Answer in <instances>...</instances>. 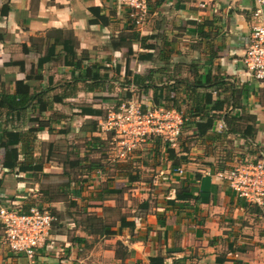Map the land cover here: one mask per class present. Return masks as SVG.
I'll use <instances>...</instances> for the list:
<instances>
[{
	"label": "crops",
	"instance_id": "1",
	"mask_svg": "<svg viewBox=\"0 0 264 264\" xmlns=\"http://www.w3.org/2000/svg\"><path fill=\"white\" fill-rule=\"evenodd\" d=\"M148 7L146 22L135 27L120 0H0V93L13 94L17 82H23L30 94L42 93L48 105L42 114L38 103L37 110L1 125L23 134L37 120L48 126L36 133L33 143V156L44 160L40 175L10 173L1 165L0 148V206L27 211L24 207L37 202L63 216L33 259L11 252L0 226V264H264V204L246 203L225 179L234 165L264 154V82L255 80L243 63L253 26L264 25V4L257 16L254 0H148ZM64 43L75 54L69 65L64 63ZM78 66L82 76L91 68L107 77L99 86L75 80ZM135 76L144 79L137 88L122 87ZM217 78L233 84L232 95L243 109L230 111L224 105L222 111H213V102L229 101L228 93L217 95L213 88H197L201 96L195 100V83L202 87ZM123 99L147 106L177 103L184 123L176 145H170L174 152L163 149L164 161L151 167L156 176L142 173L141 181L118 202L115 194L104 201L107 207L120 205L131 225L121 227L115 217L114 234L92 235L74 223V214L84 199L88 212L101 214L100 200L92 197L126 187L119 174L107 176L112 183L94 173L81 176L70 186L71 205L45 203L41 196L48 186H57V191L67 182L64 171L76 163L64 162L66 152H77L79 158L89 152L90 160L98 156L90 152L89 140L105 136L90 131L92 122L100 124L108 107ZM88 109L100 110L102 116ZM227 109L232 117L242 118L230 131L223 128ZM5 114L0 107V124ZM208 118L213 126L203 132L196 124ZM50 144L54 154L47 161ZM175 156L184 160L172 171ZM137 184L141 187L135 188ZM80 185V196L74 195L73 188ZM177 189L192 198L171 201ZM128 191L131 197L132 191L142 196L134 197L130 213L125 209Z\"/></svg>",
	"mask_w": 264,
	"mask_h": 264
},
{
	"label": "trees",
	"instance_id": "2",
	"mask_svg": "<svg viewBox=\"0 0 264 264\" xmlns=\"http://www.w3.org/2000/svg\"><path fill=\"white\" fill-rule=\"evenodd\" d=\"M6 9V8H5ZM4 9V10H5ZM4 13V11H3ZM129 15V14H128ZM31 42L33 39L30 40ZM63 48L65 50V53L68 55H64V63L65 64H70L72 58L75 57V54L72 50V48H69L67 44H63ZM67 46V47H66ZM26 48V46H23ZM26 51V49H25ZM70 55V56H69ZM44 58V57H43ZM42 61V60H41ZM82 63V62H81ZM80 63V64H81ZM40 64V60H39ZM79 67V66H78ZM79 69V75L78 78L75 80H80V81H89L91 82L92 85L99 86L100 82H104V79L107 77L106 74L100 75L97 69H94L91 71V68H88L85 72V75L82 76L80 67ZM82 70V69H81ZM146 79V78H145ZM142 78H139L138 76L133 77V80L126 81L122 83V87L126 88L132 85V87L137 88L138 85L141 84ZM133 83V84H130ZM23 82H17L16 85V90L14 91L13 94H8V93H0V107L6 109V114H5V119L2 121L0 124V148L3 149L4 152V158L1 161V165L3 168L8 169L13 173L16 172H32L34 174L40 175V172H42V167L44 160L43 158H36L33 156V143L36 140V133L40 131V129H43L44 127H47L48 125L44 123L43 121L37 120V126L32 127L31 131L28 132V134H23L22 132H17L13 130H8V129H2L1 125L7 124L8 121H12V118H18L20 114H23L24 112L28 110H37L36 106H38V103H41L39 106V111L38 113L42 114L44 111H46L48 105L44 104L42 102V93H32L30 94L28 90H25L23 87ZM145 89L147 86H143ZM194 91L193 94H195L196 99L199 100L201 96V92H198L199 88H213L215 89L217 95H220L221 93H228L229 95V101L223 99L221 101H215L213 102L212 110L213 111H222L224 105H227L230 107V111L233 109H243L235 100V97L232 95L233 94V84H227V82L222 78H217L212 81L209 85L206 86H200L199 84L195 83L194 86ZM198 88V90H196ZM130 99H123L122 101H128ZM121 100L117 102L114 107H117L121 102ZM158 106H163L165 109H173L176 110L177 112H180L184 118L183 111L180 108V105L177 103H172L171 105H158ZM199 105V104H198ZM88 111L92 114L96 115H101L100 110H92L88 109L85 110ZM230 111H227L223 115V119L225 121V126L223 125V128L227 131L231 130V126L234 125V122H239L241 123L242 118H234L232 117ZM106 115L103 116L101 121L105 120ZM213 120L212 118L206 119L204 122H197V127H204L203 132H205L207 129H211L213 126ZM49 131H52L51 128H49ZM91 132H99L100 131V124L97 121L92 122V129L90 130ZM66 131L64 130L63 133ZM31 134V135H29ZM200 135V132L199 134ZM113 135L111 133L105 135V139L100 138L99 136H91L89 140V150L90 152L98 154V156L94 159H89L88 154L89 152H86V154L83 156V158H79L77 152H66L64 155V162L68 164H72L73 162L76 163L75 166H71L69 169L70 171H64V176L67 177V182L59 186L58 190L56 191L57 186H48L47 190L42 192V202L45 203H51V202H63L65 205H71L74 202H71L69 200V195L71 194L70 192V186L72 184H76L79 180H81V176H88L91 173L100 175V176H115V174H119V177L124 179L126 181V187H122L121 189H114L113 187L108 190L106 194L102 193L101 195L99 194V197H92L93 199H97L98 201L100 200L101 203V214H98L96 212H88L86 210L87 207V200L84 199V204L81 206L79 210L75 212V217L73 219L74 223L78 226V223L81 227H84L86 231L92 235H109V234H114L112 232L114 226H115V221L113 218L119 217L120 218V226H126V225H131L130 222H126L125 214H121L120 212V205L119 207H107L104 206L103 203L107 199H109L111 196L115 194L116 195V200L117 202L119 201L118 199L122 195L123 192H125L127 189L131 187L132 184L134 183H139L141 181L140 175L141 172L140 170L133 165L134 159L132 160V156L129 155L125 159L120 160L118 158H115L114 155V144L112 142V137ZM240 136L246 138V139H251L252 135L246 136L244 133L240 134ZM149 141V148H146L144 151L145 153L151 157V162L156 161V157L160 155L163 151V149L167 152L169 151L170 153L174 152L173 149L170 148V143L167 141H164L162 137L160 136H152L148 138ZM143 149V148H142ZM140 150L139 148H135L133 151V156L135 154H138L136 156H140L144 153L142 152L143 150ZM53 150V144H50L49 148V153H48V160H51L50 154H54ZM137 152V153H136ZM19 155H23V158L19 160ZM71 155H73V159H71ZM177 159V163L172 165L171 170L175 171L179 168L180 162L184 160L183 157L181 156H175ZM173 159V158H171ZM136 161V160H135ZM82 163V164H81ZM156 165V162H154ZM148 166L147 162H142L140 166ZM139 166V167H140ZM153 166V165H152ZM80 176V177H78ZM113 181L110 180V178H107V182ZM84 184V183H83ZM2 185V180L0 179V188ZM103 186L107 187V184L103 182ZM84 186L80 185L77 187V189L73 188V194L74 195H79L81 193V190ZM99 193V192H98ZM186 193V195H185ZM90 197V196H89ZM122 197V196H121ZM192 198L191 195L187 194L186 190L184 189H177L175 190V198H173L171 201L175 200H187ZM122 199V198H121ZM91 200V198H90ZM37 206L41 208L40 205L36 204V202L32 203L31 205L29 204L28 206L24 207L25 210H29L30 207ZM142 208H147L148 204L143 203ZM27 211L21 210L20 212L26 213ZM51 214L54 216L55 221L52 223L51 229L52 228H57L61 224V220L63 219V216L59 215L56 213V211L50 210ZM69 217L72 215L69 213ZM73 217V216H72ZM133 225L130 227L132 228ZM119 228V227H118ZM50 229V230H51Z\"/></svg>",
	"mask_w": 264,
	"mask_h": 264
},
{
	"label": "built area",
	"instance_id": "3",
	"mask_svg": "<svg viewBox=\"0 0 264 264\" xmlns=\"http://www.w3.org/2000/svg\"><path fill=\"white\" fill-rule=\"evenodd\" d=\"M254 2V15L257 16L264 0ZM120 3L128 8L131 23L142 27L149 16L148 0H120ZM243 63L255 80L264 82V25L253 26ZM183 123L182 114L176 110L147 106L142 101L130 99L107 113L100 123V132L104 136L113 135L115 158L123 160L131 155L138 143L148 144L147 140L152 136H160L175 146ZM225 179L230 189L246 203L264 204V154L234 165L225 174ZM54 221L48 210L37 206L30 207L26 213L0 206V226L8 249L28 259H33L50 241L49 232Z\"/></svg>",
	"mask_w": 264,
	"mask_h": 264
},
{
	"label": "rangeland",
	"instance_id": "4",
	"mask_svg": "<svg viewBox=\"0 0 264 264\" xmlns=\"http://www.w3.org/2000/svg\"><path fill=\"white\" fill-rule=\"evenodd\" d=\"M104 106H107V104H105ZM113 108H114V105L113 106H111V107H108V109H107V112H109V111H111V110H113ZM73 124H74V126H78V124H79V119H75L74 120V122H73ZM146 141V140H145ZM150 143H146V142H140V143H138L136 146H135V148H139L140 150L142 149L143 151L142 152H144L141 156L142 157H140V156H136V155H138V154H135V156H133V152L131 153V156L133 157L132 158V160L134 159V163H133V165L134 166H136L139 170H140V172H141V174L143 173V175L144 174H146V176L145 177H147V178H149V177H153V176H156L157 174H156V171H155V169L154 170H152V168L151 167H154V166H152V165H154V162H159V163H162L164 160H162V158H161V154L160 155H158L156 158V161H154V162H151V157L150 156H148L146 153H145V149L146 148H149V145ZM134 148V149H135ZM137 153V152H136ZM136 160V161H135ZM147 162V164H148V167L147 168H145V169H142L143 171H141V169H140V164L142 163V162ZM144 177V179H146ZM118 186H120V184H118ZM137 187H141L139 184H137L136 185V187L135 188H137ZM132 193L134 194V197L135 198H141L142 196H137V195H135V193H134V191H132ZM129 194H131V192L129 193V191H128V193H127V196H128V198H129V200L127 201L126 200V207H125V209H128V212L127 213H130V209L132 208V207H134L136 204H134V197H131V196H129ZM136 200V199H135ZM137 202V201H136ZM125 203V202H124ZM36 204H37V202H36ZM45 209V208H44ZM46 210H48L49 212H50V210L49 209H47L46 208Z\"/></svg>",
	"mask_w": 264,
	"mask_h": 264
}]
</instances>
